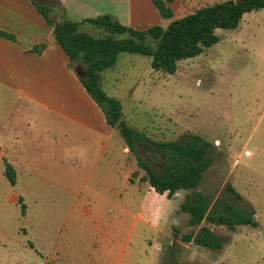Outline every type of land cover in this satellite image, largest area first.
I'll list each match as a JSON object with an SVG mask.
<instances>
[{
  "label": "rangeland",
  "instance_id": "obj_1",
  "mask_svg": "<svg viewBox=\"0 0 264 264\" xmlns=\"http://www.w3.org/2000/svg\"><path fill=\"white\" fill-rule=\"evenodd\" d=\"M217 1L173 0L167 19L151 0H133L131 14L125 0H76L67 10L60 4L54 17L77 22L110 14L138 29L165 28ZM81 30L94 37L107 34L88 23ZM216 34V43L179 60L172 74L153 69L146 55L120 52L102 72V88L120 100L123 120L146 138L184 143L199 136L208 142L210 166L197 189L211 205L252 212L256 225L232 230L203 220L190 226L188 214L179 209L186 191L169 198L128 182L129 173L134 180L144 174L137 157L160 169L156 147L143 139L126 153L124 138L112 128L106 158L98 163L68 158L46 141L18 164L12 185L0 162L2 264L28 263V255L36 264H264V8ZM202 226L219 237L220 249L184 239Z\"/></svg>",
  "mask_w": 264,
  "mask_h": 264
},
{
  "label": "trees",
  "instance_id": "obj_2",
  "mask_svg": "<svg viewBox=\"0 0 264 264\" xmlns=\"http://www.w3.org/2000/svg\"><path fill=\"white\" fill-rule=\"evenodd\" d=\"M46 23L52 28L53 38L69 57L70 64H78L84 73L78 75L86 92L101 108L105 120L112 128L118 129L129 151L142 145L147 139L159 152L162 166L154 169L144 159L137 157V165L144 170L140 181L147 182L154 191L171 198L178 191H186L179 209L188 214V224L197 226L203 220L222 224L229 229L235 225H256L253 213L240 208L226 209L220 203L210 204V199L197 189L203 172L210 166L208 148L210 144L199 136H191L186 142L178 140L152 141L123 120V107L120 100L109 96L102 88V72L114 65L120 52L135 53L150 57V66L158 71L172 74L177 62L194 57L218 41L217 29L236 28L243 15L264 8V0H221L201 6L194 11L172 19L163 28L158 24L138 29L119 22L110 14L83 18L81 21L58 20L54 12L59 9L57 0H31ZM162 18H172L173 10L169 3L173 0H151ZM60 10L64 11L63 8ZM103 29L107 34L94 37L81 30L84 24ZM1 34L11 37V35ZM44 43L35 45L33 50L40 52ZM4 174L10 184L16 183L13 166L5 161ZM137 172H133L136 176ZM132 179H130L131 181ZM226 190L236 198L239 193L231 185ZM24 210V205H22ZM186 241L194 240L201 246L220 249L222 242L209 228L202 226L196 234L184 235ZM170 264V263H167Z\"/></svg>",
  "mask_w": 264,
  "mask_h": 264
},
{
  "label": "crops",
  "instance_id": "obj_3",
  "mask_svg": "<svg viewBox=\"0 0 264 264\" xmlns=\"http://www.w3.org/2000/svg\"><path fill=\"white\" fill-rule=\"evenodd\" d=\"M57 1L65 9L76 0ZM125 2L126 13L131 14L133 0ZM40 43L45 46L35 52ZM76 68L31 0H0V162L4 169L6 161L17 170L25 156L34 154V147L47 142L61 147L68 158L93 163L106 158L114 128L86 92ZM122 149L129 152L126 145ZM139 178L134 180L129 173L128 182L154 191ZM27 258L29 262L21 264H36L33 257Z\"/></svg>",
  "mask_w": 264,
  "mask_h": 264
},
{
  "label": "water",
  "instance_id": "obj_4",
  "mask_svg": "<svg viewBox=\"0 0 264 264\" xmlns=\"http://www.w3.org/2000/svg\"><path fill=\"white\" fill-rule=\"evenodd\" d=\"M77 74L80 75L81 74V70L80 68H76Z\"/></svg>",
  "mask_w": 264,
  "mask_h": 264
}]
</instances>
